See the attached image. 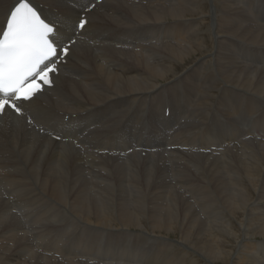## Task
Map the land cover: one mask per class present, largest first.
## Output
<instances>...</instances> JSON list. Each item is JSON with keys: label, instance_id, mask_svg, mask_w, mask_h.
Segmentation results:
<instances>
[{"label": "bare ground", "instance_id": "obj_1", "mask_svg": "<svg viewBox=\"0 0 264 264\" xmlns=\"http://www.w3.org/2000/svg\"><path fill=\"white\" fill-rule=\"evenodd\" d=\"M16 3L0 0V31ZM91 3L51 86L0 115V264L39 249H64V264H264V0ZM166 117L196 123L171 137ZM49 214L39 230L28 217ZM22 215L33 228L4 225ZM135 227L160 256L121 257ZM171 230L181 239L158 234Z\"/></svg>", "mask_w": 264, "mask_h": 264}, {"label": "snow or ice", "instance_id": "obj_2", "mask_svg": "<svg viewBox=\"0 0 264 264\" xmlns=\"http://www.w3.org/2000/svg\"><path fill=\"white\" fill-rule=\"evenodd\" d=\"M69 3L81 13L70 20L42 18L30 0H17L10 10L0 31V115L6 110L24 115L21 105L31 102L42 86H51L50 74L58 71L55 61L68 54L75 33L89 23L85 14L95 6L91 0Z\"/></svg>", "mask_w": 264, "mask_h": 264}, {"label": "rangeland", "instance_id": "obj_3", "mask_svg": "<svg viewBox=\"0 0 264 264\" xmlns=\"http://www.w3.org/2000/svg\"><path fill=\"white\" fill-rule=\"evenodd\" d=\"M103 1V0H102ZM182 77H184V76H182ZM165 82H167V81H165ZM169 113H170V108H167L166 109V111H165V115L166 116H168L169 115ZM167 118V120H166V125L164 126V128H165V132L164 133H168L171 137H174V136H176V133H178L179 131H181V129H187V128H190V125H192L193 123L195 124L196 122H195V120L193 119V122L192 121H188V119L186 120L185 118H183L181 121H180V119L182 118V116H179V124H178V126H177V128L175 127L174 128V126L173 125H171V124H169V122H170V118H168V117H166ZM169 125H171V130H169V131H167V128H168V126ZM45 131H47V129L45 128ZM170 131H171V133H170ZM190 147H187V150L189 149ZM202 150V149H201ZM201 150H200V152L199 153H201ZM195 151H197V150H193V152H195ZM195 175H197V172H196V174ZM177 178V177H176ZM174 179V180H177V181H179L178 180V178L177 179ZM1 191H3V190H1ZM12 192H14L13 190H11ZM153 191V190H152ZM5 192H7V191H5ZM5 192L3 191L2 193H4L5 194ZM3 194V195H4ZM13 194V193H12ZM12 194H8L9 196H10V198H12L13 196H12ZM8 195L6 194L5 195V197H7L8 198ZM200 203H198V204H202L203 202L202 201H199ZM43 210V207L42 208H38V210L40 211V210ZM52 214H49V215H43L42 216V219L44 220H47V221H45L44 223H43V220L42 219H40V221L39 220H36V219H34V217L32 216V218H31V216H28V217H30L29 219L31 220V219H33V220H31V222H32V224H33V226L35 227V229L37 228V230H39L40 229V227L42 228L43 227V229H45L44 228V226L47 224V222H51L52 221V219H50L51 217H53V216H51ZM22 216H23V218H22ZM22 216H18V217H16V216H12V218L10 217L9 219H7V221H6V223L4 224V225H6L7 224V222H14L15 220L18 222L17 223V225H20V222H24V223H26V221H29V219L27 218V219H25V216L24 215H22ZM47 216H49V217H47ZM17 219H16V218ZM22 218V220H21V218ZM47 218V219H46ZM49 219V220H48ZM14 220V221H13ZM20 220V221H19ZM68 222L70 223L71 221L70 220H68ZM35 223H37V224H35ZM27 225H28V227H29V229H31V228H33V226H32V224L30 225V224H28V223H26ZM132 232H133V235L134 236H132V237H129V239L127 240V239H125L123 242H121L122 244H124V245H126V244H128V245H126V246H124L125 248H123V246H121L122 244H120L119 245V247L118 246H113L114 248H121L122 250H123V252H122V256L121 257H123V258H130V259H139V257H142L143 255H142V252L143 251H148V253L150 254V257H151V259L152 258H156L157 257V255L158 256H160L161 254L159 253L158 254V252L156 253V251H157V247H158V245H160L161 244V242L158 240L157 242H155V240L152 238V239H150V237L149 236H147V235H142V234H140V228L138 227H135V228H132ZM138 230V231H137ZM149 230V231H148ZM170 230V229H169ZM138 232H139V234L141 235L140 237H143L144 238V240H147L146 242H144L143 240H137V237H136V235H139L138 234ZM147 232H149L150 234H152V232L153 231H151L150 229H147ZM165 232H168V231H165ZM171 232H173V234L172 235H170V236H165V234H161V233H158V234H160V236H164L165 238H167V239H170V240H175V241H178V240H180L181 239V237H179V236H177L176 234L174 235V231L173 230H171ZM3 234V235H2ZM39 234H41V233H39ZM38 234V235H39ZM2 235V236H1ZM7 234L6 233H4V232H2V233H0V258L3 256V257H5L6 256V251H7V249H8V246H9V244H11V242L10 241H8V238H7V236H6ZM4 236H6V237H4ZM41 235H39V236H37V240H38V242H40V243H42L43 244V242L41 241V237H40ZM104 236V235H103ZM120 236V235H119ZM118 236V237H119ZM148 237V238H146V237ZM105 237V236H104ZM117 237V236H116ZM163 237V238H164ZM3 238H5V240L3 239ZM39 238V239H38ZM72 238V237H71ZM106 238H108V237H106ZM134 240H133V239ZM179 238V239H178ZM7 239V240H6ZM32 239V240H31ZM259 240H261L262 241V239H260V238H258ZM32 241H34V237L32 236L31 238H30V242H32ZM127 241H128V243H127ZM143 241V242H142ZM29 242V241H28ZM131 242V243H130ZM68 243H71V239H69V241H68ZM67 243V244H68ZM139 243V244H138ZM5 244V245H4ZM100 244H102V242H100ZM133 245V246H132ZM152 245H154V246H156V248H155V250H153L152 248H151V246ZM67 246H69V245H67ZM106 245H104V246H95V248H94V246H93V248H94V250H96V251H104V250H102L104 247H105ZM128 246V247H127ZM141 246V247H140ZM99 248V250L97 249V248ZM135 247V248H134ZM128 249V250H127ZM138 249V250H137ZM153 251V252H149V251ZM161 250H164L163 248H161ZM38 251V252H37ZM47 251H48V253H47ZM54 251V252H53ZM57 251V252H56ZM3 252H5V254L3 253ZM29 252H32V254L31 255H29ZM62 252H66L64 249L63 250H57V249H55V250H36V251H27L24 255H19L20 256V260L21 259H23V260H25V259H28L29 258V260L31 261V263H33V264H42V263H46V264H64L63 262H64V260H63V257H67L64 253H62ZM115 252H117V251H115ZM46 253V254H45ZM55 253V254H54ZM154 253V254H153ZM49 254V255H48ZM5 255V256H4ZM114 255V253H110V255L109 256H113ZM131 255H133V257L131 256ZM155 255V256H154ZM24 256H26L25 258H23ZM126 256V257H125ZM135 256V257H134ZM118 257H120V256H118ZM144 257V256H143ZM146 258V257H145ZM36 259L37 260H39V261H36ZM49 259H50V261H49ZM147 260H150V259H148V258H146ZM22 260V261H23ZM91 261H89V262H86V261H84L83 263L82 262H78V264H100V263H102L103 262V260H101L100 258H96V261H95V259L93 260V259H90ZM99 260V261H98ZM39 262V263H38ZM124 262V261H123ZM121 262L120 261V263L121 264H130V262H128V261H126V262ZM218 263H216V264H224V263H222V262H219V261H217ZM162 264H164V263H162Z\"/></svg>", "mask_w": 264, "mask_h": 264}]
</instances>
